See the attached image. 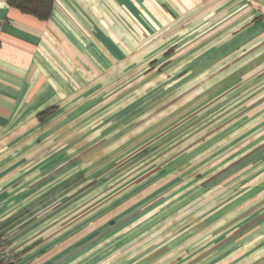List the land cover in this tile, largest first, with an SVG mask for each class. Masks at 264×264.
<instances>
[{"label":"crops","instance_id":"obj_1","mask_svg":"<svg viewBox=\"0 0 264 264\" xmlns=\"http://www.w3.org/2000/svg\"><path fill=\"white\" fill-rule=\"evenodd\" d=\"M0 238L14 264H264V0H0Z\"/></svg>","mask_w":264,"mask_h":264},{"label":"trees","instance_id":"obj_2","mask_svg":"<svg viewBox=\"0 0 264 264\" xmlns=\"http://www.w3.org/2000/svg\"><path fill=\"white\" fill-rule=\"evenodd\" d=\"M9 7L23 14L46 21L53 11L55 0H6Z\"/></svg>","mask_w":264,"mask_h":264},{"label":"built area","instance_id":"obj_3","mask_svg":"<svg viewBox=\"0 0 264 264\" xmlns=\"http://www.w3.org/2000/svg\"><path fill=\"white\" fill-rule=\"evenodd\" d=\"M0 264H14L5 242L0 238Z\"/></svg>","mask_w":264,"mask_h":264}]
</instances>
